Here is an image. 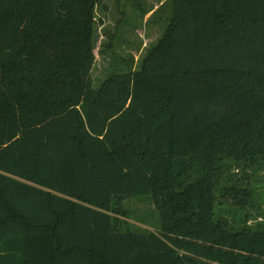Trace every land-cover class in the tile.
I'll list each match as a JSON object with an SVG mask.
<instances>
[{
  "label": "trees",
  "instance_id": "trees-1",
  "mask_svg": "<svg viewBox=\"0 0 264 264\" xmlns=\"http://www.w3.org/2000/svg\"><path fill=\"white\" fill-rule=\"evenodd\" d=\"M170 1L95 89L101 0H0V264H264V223L221 209L264 182V0ZM127 197L159 231L121 226Z\"/></svg>",
  "mask_w": 264,
  "mask_h": 264
},
{
  "label": "rangeland",
  "instance_id": "rangeland-1",
  "mask_svg": "<svg viewBox=\"0 0 264 264\" xmlns=\"http://www.w3.org/2000/svg\"><path fill=\"white\" fill-rule=\"evenodd\" d=\"M172 12L170 0H101L95 10L93 87L99 89L114 73L140 70L143 60L163 37ZM233 173L237 174L235 181L243 177L237 169ZM256 180L252 178L251 182L257 193L254 208L240 210L227 197L222 200V211L237 217L249 213L254 217L250 224L264 223V182L255 184ZM123 208L127 214L120 216L122 227L137 232L160 230L161 222L150 197H127Z\"/></svg>",
  "mask_w": 264,
  "mask_h": 264
}]
</instances>
